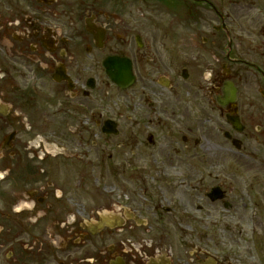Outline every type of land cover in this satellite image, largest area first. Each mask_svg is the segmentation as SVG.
I'll return each mask as SVG.
<instances>
[{"label":"flooded vegetation","instance_id":"obj_1","mask_svg":"<svg viewBox=\"0 0 264 264\" xmlns=\"http://www.w3.org/2000/svg\"><path fill=\"white\" fill-rule=\"evenodd\" d=\"M0 264H264V0H0Z\"/></svg>","mask_w":264,"mask_h":264},{"label":"water","instance_id":"obj_2","mask_svg":"<svg viewBox=\"0 0 264 264\" xmlns=\"http://www.w3.org/2000/svg\"><path fill=\"white\" fill-rule=\"evenodd\" d=\"M105 65L111 79L122 87L128 86L130 80V66L126 59L110 58ZM115 68V69H114ZM103 222L99 225L101 226Z\"/></svg>","mask_w":264,"mask_h":264},{"label":"rangeland","instance_id":"obj_3","mask_svg":"<svg viewBox=\"0 0 264 264\" xmlns=\"http://www.w3.org/2000/svg\"><path fill=\"white\" fill-rule=\"evenodd\" d=\"M123 101H125L124 100V98L121 96V99H120V102L122 103ZM102 185V184H101ZM101 185H100V187H101ZM108 189H110V188H108ZM77 192V194H79V196H81V195H83V197H88V198H96L97 196H95L94 195V192H93V190L92 189H90V186H88V188H86V191H83L82 189H79V190H77L76 191ZM84 217H88V216H84ZM83 217V218H84ZM63 218V217H62ZM168 233L170 234V235H172V236H170V239L172 240V239H175V238H177L179 241H182V240H184V238H185V235H183L184 233H182V232H176V231H168ZM220 234L221 233H224V231L222 230V231H220L219 232ZM203 234H207V233H203ZM202 234V235H203ZM175 236V237H174ZM203 237L204 238H207V236L206 235H203Z\"/></svg>","mask_w":264,"mask_h":264}]
</instances>
